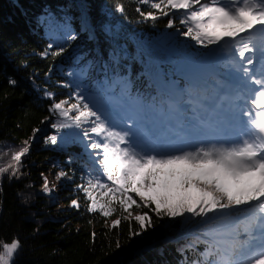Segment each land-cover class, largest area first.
Returning <instances> with one entry per match:
<instances>
[{
	"label": "trees",
	"instance_id": "1",
	"mask_svg": "<svg viewBox=\"0 0 264 264\" xmlns=\"http://www.w3.org/2000/svg\"><path fill=\"white\" fill-rule=\"evenodd\" d=\"M141 11H151L157 19L145 18ZM164 11L169 15L138 0H0V154L3 148L11 153L0 157V168L8 169L0 173V243L19 240L13 264H182L186 258L191 264L203 250L202 244L195 251L186 247L202 237L196 230L201 227L198 218L158 219L133 205L132 217L126 219L118 200L112 201L115 211L108 217L99 210L89 212L90 201L77 188L89 171L95 174L88 142L70 135L77 130L62 129L60 142L45 143L47 136L57 134L51 124L62 119L50 112L51 105L74 103L77 85L97 100L121 95L128 86L145 105H167L171 79L186 82L178 71L182 60L209 56L212 46L203 48L182 35V10ZM213 62L222 66L220 60ZM34 129H39L35 135ZM25 141L30 151L17 165L12 155ZM10 165L19 168L15 176ZM54 170L71 177L63 179L56 195L43 191L45 175ZM93 194L98 204L109 201L110 194L102 196L99 189ZM74 199L79 208L71 204ZM60 202L65 209L57 207ZM144 211L155 226L130 239V232L139 231L134 217ZM114 220L119 224L114 226Z\"/></svg>",
	"mask_w": 264,
	"mask_h": 264
},
{
	"label": "snow or ice",
	"instance_id": "2",
	"mask_svg": "<svg viewBox=\"0 0 264 264\" xmlns=\"http://www.w3.org/2000/svg\"><path fill=\"white\" fill-rule=\"evenodd\" d=\"M138 2L161 10L165 16L169 11L164 9L183 10L180 24L186 31L182 35L203 48L212 46L214 55L230 56L225 67L232 74L227 80H217L211 95L207 88L198 91L193 84L177 89L179 98L164 102L167 109L163 103L159 108L154 102L145 105L141 97H132L130 88L125 86L119 99L107 97L109 103L121 107L125 100L132 105L122 123L94 104L93 98L77 85L74 103L60 100L51 105L50 112L62 119L51 124L57 134L47 136L45 143L60 142L62 129H75L70 135H82L88 142L85 148L91 150L95 174L89 171L88 179L77 188L90 201L89 212L99 210L108 217L115 211L112 201L118 200L121 211L128 213L126 219L132 217L133 205L149 209L158 219L198 218L201 227L196 230L202 237H195L186 247L193 251L197 244L204 247L191 264H264V0ZM116 10L124 11L122 6ZM141 15L157 19L151 11H141ZM167 26L173 27L172 19ZM43 54L47 55V49ZM9 83L14 85L16 81ZM241 100L251 107L241 108L237 104ZM145 107L157 112L161 119H146ZM226 111L233 113L236 135H212ZM38 131L34 129L33 134ZM29 151L30 145L25 141L12 160L19 165ZM9 167L15 176L19 168ZM7 170L0 168V173ZM62 178L71 177L60 170L56 179ZM93 189L101 190L102 196L110 194L109 201L98 204ZM43 190L52 191L46 177ZM129 193H134L141 203ZM71 204L80 207L75 199ZM134 220L139 231L130 232V239L155 226L147 211L135 215ZM224 222L236 226L221 231L218 226ZM116 224L119 220L113 221ZM19 249L20 242L15 238L0 243V264H13ZM186 262L187 258L182 264Z\"/></svg>",
	"mask_w": 264,
	"mask_h": 264
},
{
	"label": "rangeland",
	"instance_id": "3",
	"mask_svg": "<svg viewBox=\"0 0 264 264\" xmlns=\"http://www.w3.org/2000/svg\"><path fill=\"white\" fill-rule=\"evenodd\" d=\"M212 55L214 57H220V58L226 59V62L225 63H227V61H228V55L222 54L220 56H217V55H214L213 52H212ZM205 61L206 60L193 61L191 59H184V63H183V67H182L183 68V75H190V76H192V78L194 80V83L197 85L196 88L199 89V87H202L203 86V87H205V88L208 89V94L211 95V89L215 86L216 82L211 87L208 86V84H206V86H204V84L207 83L206 78H208L210 75L213 76V73L218 72V70H216L208 61H206L207 63ZM205 63H206L207 66L205 65ZM231 74L232 73L230 71V68L229 67H226V71L223 74V76H218L217 75V79H215V80L216 81L217 80H227ZM202 82H204V84H202ZM177 89H182V87H178L176 85H173L172 86L171 93H172L174 99H178ZM107 97H108V95H106L104 97V99L101 100V101L93 100L92 102L94 104H96L97 106H99V107H102L104 105H107L108 108L106 107V110L105 111L111 113V116H112V118L114 120L119 121L120 123H122L128 111H126V110L122 111L118 107L119 104L109 103L108 100H107ZM112 97H115V96H112ZM225 107H227V106H225ZM116 114H118V116H116ZM145 117H146V119H153V118H155L157 120L161 119L158 114L150 113V112L147 113L145 115ZM160 130L161 131L164 130V126L162 124L160 126ZM2 151L3 152H1L0 157H3L4 154H5V156L8 155V154H11V153H8V150L5 149V148H3ZM4 151H5V153H4ZM56 173H57V171L54 170V171L48 172L45 175V177L49 181V187L52 188V191L45 192L43 190L44 193H48V194L49 193H52V194H55L56 195V192L59 190V187L61 185L60 183H62V181L64 179V178H62L60 180H57L56 179ZM57 207L58 208L65 209L66 208L65 202L58 203L57 204ZM233 225H235V224H229L227 222H224V223L220 224V229L219 230H221V231L228 230ZM240 227L242 228V225Z\"/></svg>",
	"mask_w": 264,
	"mask_h": 264
},
{
	"label": "bare ground",
	"instance_id": "4",
	"mask_svg": "<svg viewBox=\"0 0 264 264\" xmlns=\"http://www.w3.org/2000/svg\"><path fill=\"white\" fill-rule=\"evenodd\" d=\"M242 103H243V105H245L246 107L248 106V104H246L245 102H242ZM229 114L231 115V118H232V114H233V113L230 112ZM233 123H235V122H233Z\"/></svg>",
	"mask_w": 264,
	"mask_h": 264
},
{
	"label": "water",
	"instance_id": "5",
	"mask_svg": "<svg viewBox=\"0 0 264 264\" xmlns=\"http://www.w3.org/2000/svg\"><path fill=\"white\" fill-rule=\"evenodd\" d=\"M0 188H1V183H0Z\"/></svg>",
	"mask_w": 264,
	"mask_h": 264
}]
</instances>
